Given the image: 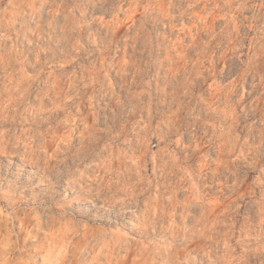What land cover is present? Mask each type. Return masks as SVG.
<instances>
[{"label":"rangeland","instance_id":"obj_1","mask_svg":"<svg viewBox=\"0 0 264 264\" xmlns=\"http://www.w3.org/2000/svg\"><path fill=\"white\" fill-rule=\"evenodd\" d=\"M0 261L264 264V0H0Z\"/></svg>","mask_w":264,"mask_h":264},{"label":"bare ground","instance_id":"obj_2","mask_svg":"<svg viewBox=\"0 0 264 264\" xmlns=\"http://www.w3.org/2000/svg\"><path fill=\"white\" fill-rule=\"evenodd\" d=\"M11 246H12V245H11ZM7 248H8V247H7ZM4 253H5V252H4ZM3 256H5V255L3 254ZM0 262H1V261H0ZM1 263H3V260H2V262H1ZM1 263H0V264H1ZM8 264H9V263H8ZM27 264H28V263H27ZM30 264H31V263H30ZM32 264H33V263H32Z\"/></svg>","mask_w":264,"mask_h":264}]
</instances>
